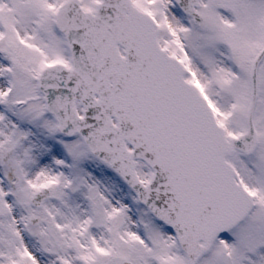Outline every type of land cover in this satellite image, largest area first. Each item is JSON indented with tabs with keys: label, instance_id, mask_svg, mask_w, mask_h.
I'll return each mask as SVG.
<instances>
[{
	"label": "snow or ice",
	"instance_id": "obj_1",
	"mask_svg": "<svg viewBox=\"0 0 264 264\" xmlns=\"http://www.w3.org/2000/svg\"><path fill=\"white\" fill-rule=\"evenodd\" d=\"M0 264H264V0H0Z\"/></svg>",
	"mask_w": 264,
	"mask_h": 264
}]
</instances>
